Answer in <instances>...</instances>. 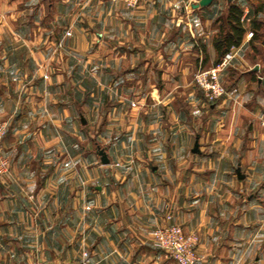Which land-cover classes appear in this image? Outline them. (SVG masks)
<instances>
[{"label":"crops","instance_id":"0c3cea01","mask_svg":"<svg viewBox=\"0 0 264 264\" xmlns=\"http://www.w3.org/2000/svg\"><path fill=\"white\" fill-rule=\"evenodd\" d=\"M199 1L0 0V264H176L172 223L195 264H264V58L243 5L216 64L232 0Z\"/></svg>","mask_w":264,"mask_h":264},{"label":"built area","instance_id":"2783aa9c","mask_svg":"<svg viewBox=\"0 0 264 264\" xmlns=\"http://www.w3.org/2000/svg\"><path fill=\"white\" fill-rule=\"evenodd\" d=\"M127 7H135L141 0H120ZM71 29L67 28L64 36H70ZM249 37L252 31L247 34ZM63 39L57 42V47L62 46ZM225 63L208 67L199 68L194 74V80L201 88L207 98L213 100L226 93L224 84L219 80V69ZM47 77V75H46ZM9 124L6 121H0V176L5 175L9 169V163L4 154L3 138L8 132ZM156 246L168 257L172 258L176 264H195L198 259L197 245L199 242L198 234L187 232L180 225L172 223L156 227L151 231ZM86 252H82L83 258L77 264H87L84 257ZM52 264V263H47ZM71 264V263H64Z\"/></svg>","mask_w":264,"mask_h":264},{"label":"trees","instance_id":"16d2710c","mask_svg":"<svg viewBox=\"0 0 264 264\" xmlns=\"http://www.w3.org/2000/svg\"><path fill=\"white\" fill-rule=\"evenodd\" d=\"M263 10L264 3H259L257 6H254V8L250 9V12L253 13V16L251 17V27L254 30L253 37L249 40L250 45H252V49L255 47L257 48L254 42H260L261 44H264V31L262 30L264 21L256 19L257 15L260 14ZM242 11V3H239L238 1L230 3L226 18H224L226 25L224 24L223 29L214 38V46L217 52V57L215 60L216 64L222 60L223 56L226 55V53L230 50L232 46L238 45L242 39L243 33L245 31L244 27L240 22V16L242 14Z\"/></svg>","mask_w":264,"mask_h":264},{"label":"rangeland","instance_id":"374dc122","mask_svg":"<svg viewBox=\"0 0 264 264\" xmlns=\"http://www.w3.org/2000/svg\"><path fill=\"white\" fill-rule=\"evenodd\" d=\"M236 1H238L239 3H242L243 5H245V6H247L249 9H251V8H254V6H257L259 3H264V0H232V2H236ZM251 4H252V6H251ZM245 6H243V7H245ZM250 15L251 16H253V13H251L250 12ZM256 19H260V20H263L264 21V10L263 11H261V13L260 14H258L257 15V18ZM250 30L252 31V35L249 37L247 34H248V32L246 33V36L248 37V38H252L253 37V28L251 27L250 28ZM262 30L264 31V25L262 26ZM256 46H257V48L255 47V48H253V49H251L252 50V53H255V54H259L258 55V57H261V59H263L264 58V48L260 45V43H257L256 42V44H255ZM250 48H252V45H250ZM219 80L221 81V79H220V77H219ZM194 82H195V80H194ZM195 84H196V82H195ZM197 85V84H196ZM224 86H225V84H224ZM226 88V87H225ZM201 89V88H200ZM202 90V89H201ZM203 91V90H202ZM203 94H204V97L208 100V102H210V103H212V102H214L216 99H213V100H211V99H209V98H207V96L205 95V93H204V91H203ZM224 95V94H223ZM223 95H221V96H223ZM220 96V97H221ZM219 98V97H218ZM0 121H6V120H0ZM7 122V121H6ZM8 123V122H7Z\"/></svg>","mask_w":264,"mask_h":264},{"label":"water","instance_id":"95a60500","mask_svg":"<svg viewBox=\"0 0 264 264\" xmlns=\"http://www.w3.org/2000/svg\"><path fill=\"white\" fill-rule=\"evenodd\" d=\"M210 0H200L199 4L204 5L207 4ZM193 6H197V4H193Z\"/></svg>","mask_w":264,"mask_h":264}]
</instances>
